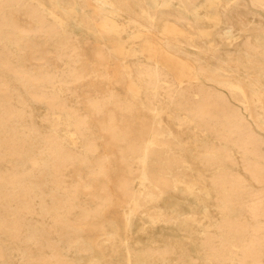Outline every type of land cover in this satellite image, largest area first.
<instances>
[{
	"label": "bare ground",
	"instance_id": "1",
	"mask_svg": "<svg viewBox=\"0 0 264 264\" xmlns=\"http://www.w3.org/2000/svg\"><path fill=\"white\" fill-rule=\"evenodd\" d=\"M239 1L0 0V264H264V0ZM140 219L198 224L202 257Z\"/></svg>",
	"mask_w": 264,
	"mask_h": 264
},
{
	"label": "rangeland",
	"instance_id": "2",
	"mask_svg": "<svg viewBox=\"0 0 264 264\" xmlns=\"http://www.w3.org/2000/svg\"><path fill=\"white\" fill-rule=\"evenodd\" d=\"M244 3L245 0H240L239 2ZM240 7H242L241 9L243 10V14L246 20V24L249 27H253L256 22H258V15L254 14L252 12V10H250V6H242L240 5ZM73 25L76 28L81 29V33L82 35H86L87 34V30L83 29L82 27H79L76 23H73ZM190 34L192 37V41L196 46H211L214 44H218L221 48L223 49H232L233 47L229 44V40L228 39H223L220 38V34H223L224 32H226L227 30L221 31L218 27H214L211 25V23L209 21L206 20H202L200 22H197L195 24H193V28L190 30ZM200 31H208L209 33H211L208 37L203 38L202 36H200ZM237 33V32H235ZM100 33H93V42L96 41H109L110 39L104 37V39H100L99 36ZM129 42H127V46L128 47H134V46H139L141 44V41H136L133 42V40H128ZM182 45L184 46V48L188 51H196L197 49L195 47H190L188 45H186L185 43H182ZM207 58V57H206ZM209 60H211L210 58H207ZM205 83L208 84V82L206 81V79H204ZM218 88V87H217ZM224 91L226 94H228V92L226 90H222ZM245 113V111H243ZM45 112H44V108L39 107L38 110V116H37V122L38 123H42L41 118L42 116H44ZM246 114V113H245ZM175 130V129H174ZM181 130L182 131V136L183 138H187V139H192L193 138V134H192V130H190L189 128H185L183 127ZM259 134H261V136H263L264 138V131L262 130H257ZM189 176L191 175V173H187ZM214 201L211 199L209 201L206 200V204L209 205V209L211 210V212L213 214H215V208H214ZM160 206L162 208H167V209H171V208H177L178 211L180 213H184L183 215L186 216L189 214L190 211H193L195 216L198 218V220L201 222L202 221V212L201 209H198L196 207V205L193 202V199L191 197H187L185 195H180L177 191L174 192H170L168 198L159 203ZM117 225L119 227H123L124 223L118 222ZM200 227L197 225H193L192 226V230L191 233L189 232H183L181 231L178 227L176 226H169L166 225L164 223H154V224H150V222L146 219L143 220H138L136 221L134 227H133V233H132V237L134 239L135 242H138L139 244H147V242L149 241V239H152L153 241H155V244L160 245L163 244L164 241H169L171 240L172 242H176L179 245H182L185 247L186 251L191 254L193 257L195 258H199L202 256H199L198 253L196 252V245L194 246V242L197 241L198 237L200 236ZM109 257L111 256V254H108ZM15 261V260H13ZM11 261V262H13ZM198 261H200V264H208L207 262H205L202 259H198ZM8 262L7 264H14Z\"/></svg>",
	"mask_w": 264,
	"mask_h": 264
}]
</instances>
